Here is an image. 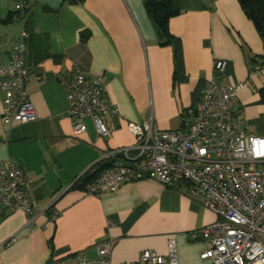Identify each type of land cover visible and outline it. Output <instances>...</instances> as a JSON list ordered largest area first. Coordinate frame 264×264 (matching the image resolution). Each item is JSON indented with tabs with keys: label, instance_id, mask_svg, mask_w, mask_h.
<instances>
[{
	"label": "crops",
	"instance_id": "obj_1",
	"mask_svg": "<svg viewBox=\"0 0 264 264\" xmlns=\"http://www.w3.org/2000/svg\"><path fill=\"white\" fill-rule=\"evenodd\" d=\"M18 1L0 0V36L7 39L19 31L15 18L8 20ZM27 1L26 90L39 118L7 127L0 90V160L13 159L32 179L28 196L36 205L30 224L24 211L0 206V264H75L79 256L96 257L108 240L110 264H130L146 249L167 254L171 238L179 264H212L201 257L207 242L194 235L218 218L202 196L148 177L96 195L79 182L104 153L134 143L130 121L182 127L183 111L214 75L221 83H244L231 112L264 137V42L239 0L177 1L181 11L169 27L181 43L180 67L144 0ZM220 59L228 63L217 73ZM77 68L101 74L108 101L120 109L106 117L107 136L89 116L87 130L74 134L66 86Z\"/></svg>",
	"mask_w": 264,
	"mask_h": 264
},
{
	"label": "built area",
	"instance_id": "obj_2",
	"mask_svg": "<svg viewBox=\"0 0 264 264\" xmlns=\"http://www.w3.org/2000/svg\"><path fill=\"white\" fill-rule=\"evenodd\" d=\"M28 13V1L19 0L14 13L17 36H0V90L6 102L2 121L7 127L39 118L26 90ZM227 63L217 60L215 72H223ZM243 88L242 82L221 83L212 76L201 97L183 111V125L178 129H161L152 120L130 121L134 143L104 153L103 159L116 162L86 184L87 192L117 190L147 177L170 187L182 185L190 195L202 196L205 206L218 216L194 232L207 242L203 259L212 264H264V137L248 132L231 112ZM66 90L74 134L87 130L84 117L89 116L100 135H109L106 117H117L120 109L108 101L103 76H87L77 68ZM31 184L16 161L0 160V206L24 211L28 224L36 205L28 196ZM112 248L113 242L105 241L96 257L79 256L75 264H110ZM177 251V241L171 238L167 254L146 249L138 262L130 264H179Z\"/></svg>",
	"mask_w": 264,
	"mask_h": 264
},
{
	"label": "trees",
	"instance_id": "obj_3",
	"mask_svg": "<svg viewBox=\"0 0 264 264\" xmlns=\"http://www.w3.org/2000/svg\"><path fill=\"white\" fill-rule=\"evenodd\" d=\"M78 2L82 0H70ZM178 0H144L145 9L148 15L155 21L162 44H172L174 46L176 63L181 65V43L170 31V18L179 14L181 9L177 6ZM246 15L253 21L264 42V0H239ZM14 18L11 15L8 20ZM87 38V36H84ZM256 61V59H253ZM261 65H264V56H262ZM183 71L178 69V73ZM261 102L264 103V88L260 89ZM116 162L115 158L103 159L92 172L86 173L80 180L79 185L86 186L92 179L99 176L102 172L111 168Z\"/></svg>",
	"mask_w": 264,
	"mask_h": 264
},
{
	"label": "rangeland",
	"instance_id": "obj_4",
	"mask_svg": "<svg viewBox=\"0 0 264 264\" xmlns=\"http://www.w3.org/2000/svg\"><path fill=\"white\" fill-rule=\"evenodd\" d=\"M247 130V129H246Z\"/></svg>",
	"mask_w": 264,
	"mask_h": 264
}]
</instances>
